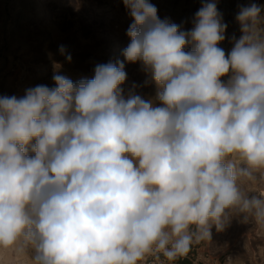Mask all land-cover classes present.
Returning a JSON list of instances; mask_svg holds the SVG:
<instances>
[{
    "label": "clouds",
    "instance_id": "obj_1",
    "mask_svg": "<svg viewBox=\"0 0 264 264\" xmlns=\"http://www.w3.org/2000/svg\"><path fill=\"white\" fill-rule=\"evenodd\" d=\"M122 3L124 61L0 97V249L27 264H172L233 216L264 230V190L247 187L264 180V5L240 7L226 56L216 2L188 31L148 0ZM125 61L159 106L125 98Z\"/></svg>",
    "mask_w": 264,
    "mask_h": 264
},
{
    "label": "rangeland",
    "instance_id": "obj_2",
    "mask_svg": "<svg viewBox=\"0 0 264 264\" xmlns=\"http://www.w3.org/2000/svg\"><path fill=\"white\" fill-rule=\"evenodd\" d=\"M148 2L157 8L161 20L168 19L183 31L193 27L195 14L204 3L216 2L227 24L225 40L218 44L226 56L234 46L233 37L239 39L242 34L236 20L240 7L250 3L264 5V0ZM132 23L133 18L122 0H0V97L20 98L37 85L55 87L54 74L64 75L73 82L92 79L96 65L125 60L123 50L130 43L126 33ZM61 45L71 55V62L61 55ZM184 50L190 51L192 46L186 45ZM125 72L127 79L121 85L125 98L129 92H135L159 106L155 101L157 85L140 63L125 61ZM247 187L250 196L264 190L259 173L255 184ZM242 220V215L233 216L219 232L213 226L210 241L194 245L198 263L226 264L231 258V264H264V230L258 229L252 220L247 223ZM0 264H27V260L18 257L14 250L0 249Z\"/></svg>",
    "mask_w": 264,
    "mask_h": 264
},
{
    "label": "built area",
    "instance_id": "obj_3",
    "mask_svg": "<svg viewBox=\"0 0 264 264\" xmlns=\"http://www.w3.org/2000/svg\"><path fill=\"white\" fill-rule=\"evenodd\" d=\"M197 258H198V251L195 249V246H193V248H192L191 252L188 254V256L184 257V258H179V260L187 261L190 264H199ZM147 264H155V262L152 260L151 257H149ZM157 264H158V262H157ZM165 264H167V262H165Z\"/></svg>",
    "mask_w": 264,
    "mask_h": 264
},
{
    "label": "crops",
    "instance_id": "obj_4",
    "mask_svg": "<svg viewBox=\"0 0 264 264\" xmlns=\"http://www.w3.org/2000/svg\"><path fill=\"white\" fill-rule=\"evenodd\" d=\"M176 262H178V263H182V261H181V260H179V259H177V260H176Z\"/></svg>",
    "mask_w": 264,
    "mask_h": 264
},
{
    "label": "bare ground",
    "instance_id": "obj_5",
    "mask_svg": "<svg viewBox=\"0 0 264 264\" xmlns=\"http://www.w3.org/2000/svg\"><path fill=\"white\" fill-rule=\"evenodd\" d=\"M228 261V260H227Z\"/></svg>",
    "mask_w": 264,
    "mask_h": 264
}]
</instances>
